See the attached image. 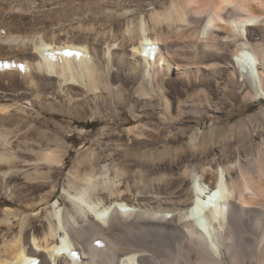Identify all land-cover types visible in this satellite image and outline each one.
<instances>
[{"label": "bare ground", "instance_id": "obj_1", "mask_svg": "<svg viewBox=\"0 0 264 264\" xmlns=\"http://www.w3.org/2000/svg\"><path fill=\"white\" fill-rule=\"evenodd\" d=\"M131 1L0 0V264H264V109L187 141L264 100V0ZM104 100L130 140L65 168L43 111Z\"/></svg>", "mask_w": 264, "mask_h": 264}, {"label": "rangeland", "instance_id": "obj_2", "mask_svg": "<svg viewBox=\"0 0 264 264\" xmlns=\"http://www.w3.org/2000/svg\"><path fill=\"white\" fill-rule=\"evenodd\" d=\"M82 1L91 2L92 0H82ZM106 1L110 2L108 3L109 6H112L113 9H115V11L121 8L124 9L132 8L131 5H133V3H131L132 2L131 0H120V2H118L119 0L118 1L106 0ZM144 1L147 2L149 0H142L143 3H145ZM150 1H153L154 3L153 6L157 8L156 5L159 2H163L167 0H150ZM144 6L145 5L143 4L142 6L143 8L141 7L139 9L137 15L140 14V12L143 14L149 13L150 8ZM129 17L132 18L133 16L130 15ZM126 21L127 18H120L117 22L115 21L111 22L110 25L115 26L114 23L123 24ZM100 22H98L99 25ZM103 24L104 22H101V26ZM136 75L138 74L137 73L135 74L134 72V74L131 76L136 77ZM120 79H121L120 84L123 87L124 86L128 87L130 90L134 89L135 84L130 83L132 77H130L128 81L125 80L124 77H121ZM235 105L233 106L234 108H232V111L230 112L231 118L229 120L227 118V112H225L219 114L220 117L217 118L218 120L215 119L216 121L214 120V123L213 120L210 121V119H206V120H200V123L202 124H200L199 126L195 124H192V126L190 125L191 133L188 134L187 141L190 139L189 136L193 132H202L209 130L213 127H217L220 130H222L224 127L233 124L241 119H244L245 117H248L253 114H259L264 109V100H261L260 102L240 101L237 102V104ZM116 109L117 110H115V102L104 100L103 102L99 103V105H95L94 111L88 114L85 119H74L69 116H63L57 113L55 115L53 113L43 111L42 113L43 115L41 121L39 122V125L40 126L46 125L47 129L49 130H53L55 125H64L66 127V130L62 132V140H61V142H63L65 146V149L68 152L66 156L65 168L66 167L68 168L71 165L73 159L79 152H87L92 149H94L98 153L99 159L102 162H105L106 160L107 161L109 160L108 154L111 151L115 150V145H118L120 143H125L130 140V137L127 133V127L138 123L132 116L129 109L123 108L120 105H118ZM158 118H159V113L157 111L156 112L149 111L148 113L145 114V116L142 118L140 122L158 121L159 120ZM119 137L121 140L117 141ZM131 151L133 153L145 154L148 153L149 150L147 147H144L142 145L136 148H132ZM57 171L58 172L54 175V178L57 181L59 180L58 182L60 185L55 196H61L63 194L62 184L65 181V169H58ZM189 183L192 185L191 181H189ZM1 208L2 206L0 204V209Z\"/></svg>", "mask_w": 264, "mask_h": 264}]
</instances>
